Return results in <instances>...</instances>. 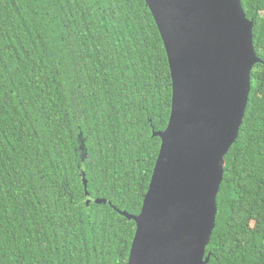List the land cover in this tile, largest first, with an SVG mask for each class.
<instances>
[{
    "label": "trees",
    "instance_id": "16d2710c",
    "mask_svg": "<svg viewBox=\"0 0 264 264\" xmlns=\"http://www.w3.org/2000/svg\"><path fill=\"white\" fill-rule=\"evenodd\" d=\"M206 264H264V0ZM172 86L145 0H0V264H127ZM98 198L107 199L97 203Z\"/></svg>",
    "mask_w": 264,
    "mask_h": 264
},
{
    "label": "water",
    "instance_id": "95a60500",
    "mask_svg": "<svg viewBox=\"0 0 264 264\" xmlns=\"http://www.w3.org/2000/svg\"><path fill=\"white\" fill-rule=\"evenodd\" d=\"M171 72L165 129L127 264H206L225 155L239 134L257 57L240 0H145ZM97 203L107 199L98 198Z\"/></svg>",
    "mask_w": 264,
    "mask_h": 264
}]
</instances>
